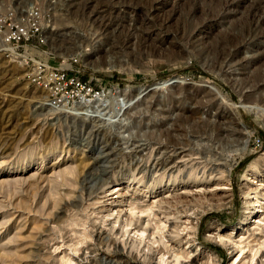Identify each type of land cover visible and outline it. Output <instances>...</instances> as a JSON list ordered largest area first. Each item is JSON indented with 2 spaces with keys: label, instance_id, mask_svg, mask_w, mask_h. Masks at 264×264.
I'll use <instances>...</instances> for the list:
<instances>
[{
  "label": "rangeland",
  "instance_id": "obj_1",
  "mask_svg": "<svg viewBox=\"0 0 264 264\" xmlns=\"http://www.w3.org/2000/svg\"><path fill=\"white\" fill-rule=\"evenodd\" d=\"M29 1L50 52L78 56L126 109L111 95L98 111L47 108L0 54V264H147L150 247L165 252L150 264H264V0L0 10ZM102 55L116 69L90 65Z\"/></svg>",
  "mask_w": 264,
  "mask_h": 264
},
{
  "label": "built area",
  "instance_id": "obj_2",
  "mask_svg": "<svg viewBox=\"0 0 264 264\" xmlns=\"http://www.w3.org/2000/svg\"><path fill=\"white\" fill-rule=\"evenodd\" d=\"M45 17L33 4L18 12L0 10V41L5 45L0 54L19 64L29 84L44 92L42 104L66 113L73 104L106 99L110 89L96 73L86 74L78 56H57L46 44Z\"/></svg>",
  "mask_w": 264,
  "mask_h": 264
},
{
  "label": "bare ground",
  "instance_id": "obj_3",
  "mask_svg": "<svg viewBox=\"0 0 264 264\" xmlns=\"http://www.w3.org/2000/svg\"><path fill=\"white\" fill-rule=\"evenodd\" d=\"M34 2L33 1H29L28 3H26V4H23L22 6H21V8L20 9H18L19 11H24L26 8H29V7H31V4H33ZM37 5V4H36ZM15 10H17V9H15ZM261 26V25H260ZM240 38V37H239ZM54 39H56V38H54ZM67 40H69L68 38H66V39H64L63 38V40L62 41H67ZM70 40H72V39H70ZM229 40H230V43H233V41H235L236 39H235V36H230L229 37ZM58 41V40H57ZM61 41V42H62ZM64 42H62V43H64ZM55 43H56V46L59 44L58 42H56L55 41ZM237 44V43H236ZM60 45L61 44H59L58 45V47H60ZM232 45H234V44H232ZM3 47H4V44L0 41V49H3ZM79 50H80V52H86L88 49L86 48V47H83V45L81 44L79 47ZM79 52V53H80ZM97 53H100V52H97ZM66 55H68V56H70L69 54H66ZM97 55H99V54H97ZM98 57H100V56H98ZM102 59H100V60H102L101 62H92V63H90V65L92 66V67H94V68H96V69H103V68H105V69H116L115 67H114V65L115 66H118L119 64L117 63V62H114V61H110V60H106L105 58H104V56L102 55V57H101ZM103 62V63H102ZM120 92V91H119ZM119 92H115V93H108V97L106 98V99H104V98H98V99H96V100H94V101H90V102H78V103H75V104H73L72 105V107H70V109H69V112L70 113H82V112H89L90 110H97L98 108H96V107H99V105L100 106H104V107H107V106H110V103H109V105H107V104H105V102H102L101 103V101L102 100H100V99H103V100H107V99H109V95H111L110 97H111V108L112 109H114V111H115V108H117V110L118 111H116V115L119 113L120 114V112L121 111H123L124 112V110L126 109V107H121V102L123 101L122 99H120L119 98V95H117ZM95 101H97V102H95ZM112 101L114 102V103H112ZM92 102H95V103H93V104H91ZM123 108V109H122ZM101 109V108H100ZM122 109V110H121ZM98 111V110H97ZM113 111V112H114ZM120 111V112H119ZM113 114V113H112ZM115 114V113H114ZM107 160V159H106ZM172 162H173V158L172 157H169V158H167L164 162H161V163H159V164H162V165H164V167H166L167 165H169V164H172ZM161 165V166H162ZM251 166L252 167H255L256 166V164H253V163H251ZM180 204V203H179ZM173 206V208H174V211H175V213H177V214H179V213H186L188 210H189V207L188 206H186V204L185 205H176V204H174V205H172ZM175 213H174V215H175ZM166 215H167V213H165ZM165 215V216H166ZM249 216V215H248ZM248 218V217H247ZM246 218V219H247ZM160 222H161V220H160ZM130 223H131V220H130ZM125 225H130L129 223H126V224H124V226ZM159 229V228H158ZM174 229H176V232H178V226H176V224H175V226H174ZM136 232H138L139 233V240H138V242L140 243V242H142V239H143V234H144V230H141L140 231V229H136L135 230ZM173 233V232H172ZM113 245L116 247V241L113 243ZM149 251H148V254H144L145 256H146V259H145V261H147V264H150V262H151V260H152V258H153V255H154V253L155 254H161L160 255V259H161V261H163V257H164V255H165V252H163L161 249H159V250H153L152 249V247H150L149 249H148ZM120 253V251H119V249L117 250V249H115V253ZM143 255V256H144ZM174 256H175V258H176V262L178 261V258L180 257V255H179V253H174ZM253 256L254 255H252V257H250L251 259L250 260H252V258H253ZM253 261V260H252ZM251 261V262H252Z\"/></svg>",
  "mask_w": 264,
  "mask_h": 264
}]
</instances>
